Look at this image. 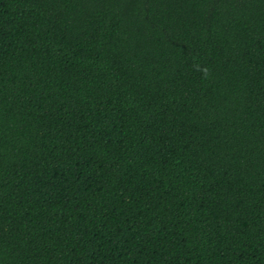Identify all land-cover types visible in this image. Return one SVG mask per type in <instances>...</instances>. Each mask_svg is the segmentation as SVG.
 <instances>
[{"label": "trees", "instance_id": "1", "mask_svg": "<svg viewBox=\"0 0 264 264\" xmlns=\"http://www.w3.org/2000/svg\"><path fill=\"white\" fill-rule=\"evenodd\" d=\"M0 264H264V0H0Z\"/></svg>", "mask_w": 264, "mask_h": 264}]
</instances>
